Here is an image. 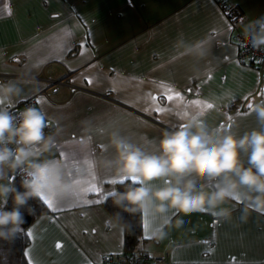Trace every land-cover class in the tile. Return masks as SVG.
I'll list each match as a JSON object with an SVG mask.
<instances>
[{
	"label": "crops",
	"instance_id": "crops-1",
	"mask_svg": "<svg viewBox=\"0 0 264 264\" xmlns=\"http://www.w3.org/2000/svg\"><path fill=\"white\" fill-rule=\"evenodd\" d=\"M220 2L241 5L246 14L242 32L264 15V0H0V85L14 83L22 90L10 99L0 97V109L40 95L37 107L52 128L45 134L56 140L41 158L82 167L83 175L73 174L69 181L95 176L105 192L119 184L107 181L123 178L102 163L115 159L113 132L156 154L166 129L193 118L238 136L259 129L255 105L264 102V70L239 60L235 32ZM181 37L189 44L204 41L207 55L179 56L175 45ZM161 82L187 100L215 107L166 105L172 110L165 114L144 112L150 104L145 94H158ZM204 179L211 190L213 182ZM87 186L81 184L77 192ZM160 186L159 181L145 185ZM103 203L87 205L70 196L62 199L59 211L48 208L28 228L34 231L26 249H31L32 264H103L106 256L121 258L124 229ZM245 205L243 194L222 205L231 210L227 220L211 211L185 215L169 209L163 217L169 223L163 225L160 216L143 214L142 250L166 258L164 264H264V213L250 209L242 222ZM157 227L165 233L162 239L152 235Z\"/></svg>",
	"mask_w": 264,
	"mask_h": 264
},
{
	"label": "clouds",
	"instance_id": "clouds-1",
	"mask_svg": "<svg viewBox=\"0 0 264 264\" xmlns=\"http://www.w3.org/2000/svg\"><path fill=\"white\" fill-rule=\"evenodd\" d=\"M243 31L254 49L264 51V15L250 20ZM204 45L200 40L186 43L181 37L175 47L179 56L203 58L207 55ZM21 91L14 83L0 85V97L10 99ZM255 111L261 127L241 136L222 126L212 128L198 118L174 130L166 129L156 154L146 153L118 132L111 133L110 144L116 156L103 161V166L132 181L123 191H113L114 205L131 213L160 216L163 225L169 223L163 218L169 209L185 215L211 211L227 220L231 210L221 206L243 194L246 205L242 222L250 209L264 213V102L256 104ZM46 127V114L38 107L28 106L16 114L0 109V241L17 238L25 224L21 208L30 200L43 202V197L53 194L63 199L78 191L68 177L83 175L82 167L41 158L43 153H51L56 144L53 135L45 134ZM16 175L21 177L23 191L13 183ZM204 178L213 182L211 190ZM158 181L162 186L145 187ZM10 196L13 207L7 210ZM28 209L29 214L34 213L31 207ZM152 235L162 239L165 233L157 227Z\"/></svg>",
	"mask_w": 264,
	"mask_h": 264
},
{
	"label": "trees",
	"instance_id": "trees-1",
	"mask_svg": "<svg viewBox=\"0 0 264 264\" xmlns=\"http://www.w3.org/2000/svg\"><path fill=\"white\" fill-rule=\"evenodd\" d=\"M21 179L13 177V183L18 190L23 191L20 184ZM132 183L127 180L124 183L117 184L116 190L123 191L126 184ZM105 210L111 217L124 229V254L132 255L135 252L142 250L143 238V214L141 212H127L123 208L114 205L112 196L104 203ZM13 201L9 197L6 209L11 210ZM31 207L34 210L33 214H29L28 209ZM24 215L25 224L22 226V231L18 233L14 241H0V264H28L25 255L27 247L30 245V238L27 236L28 228L41 215L48 212V207L39 199L30 200L28 205L21 208ZM118 214V215H117Z\"/></svg>",
	"mask_w": 264,
	"mask_h": 264
},
{
	"label": "snow or ice",
	"instance_id": "snow-or-ice-1",
	"mask_svg": "<svg viewBox=\"0 0 264 264\" xmlns=\"http://www.w3.org/2000/svg\"><path fill=\"white\" fill-rule=\"evenodd\" d=\"M9 15L11 14L10 8L8 9ZM229 27H231L229 25ZM81 48H84V44H81ZM81 55H83V51L81 52ZM176 57H173L175 59ZM211 79V77H208ZM87 83L91 85L93 83L92 78L86 77ZM158 87L162 89L158 94H153L152 92H148L145 94V97L148 101H150V104L147 108H144L143 111L146 113H157V114H165L170 112L172 109L169 106L166 105H195L199 106L202 109H208L211 110L215 107V105L211 102L205 103L201 101L200 99H194V100H187L183 93L180 91L176 90L173 86L165 84L164 82H161ZM115 90V89H113ZM189 92L192 91L191 88L188 89ZM199 95V93H197ZM247 99V97H245ZM165 102V103H162ZM40 103H44L45 101L41 100L38 101ZM3 103V100H0V104ZM203 111L200 112V115H203ZM184 116H187V112L183 114ZM228 120H232L231 116L227 117ZM90 140V138H89ZM80 143H84V141H80ZM67 158V157H66ZM87 163V161H85ZM126 181V178H121L119 180L117 179H111L107 181L108 183L111 184H116V183H124ZM73 183L77 186H80L81 184L86 183L88 186L81 188L79 192H76L73 196L83 199V202L87 205H91L93 203L95 204H100L103 203L109 196H113L114 192H105L104 188L96 182V177L93 176L92 179L88 181H80V180H74ZM88 193H93L96 196V199H88L87 194ZM62 199H57L55 198L54 194L43 197V202L44 204L53 212H57L60 210L62 204H61ZM145 229H148V221L147 219L145 220ZM27 236L33 237L34 236V231L29 230L27 232ZM57 248H60L61 245L57 243L56 245ZM26 257H28V264H32V258H31V249L27 250L25 253ZM235 258H233L234 260Z\"/></svg>",
	"mask_w": 264,
	"mask_h": 264
},
{
	"label": "built area",
	"instance_id": "built-area-1",
	"mask_svg": "<svg viewBox=\"0 0 264 264\" xmlns=\"http://www.w3.org/2000/svg\"><path fill=\"white\" fill-rule=\"evenodd\" d=\"M220 8L225 13L232 31L235 32L234 40L239 52V60L255 65L264 70V51L256 50L241 31V26L246 20V14L241 5L220 2ZM264 82V73H263ZM53 85H63V82H52ZM46 93V91L44 92ZM40 95L22 101L20 104L11 106L8 111L16 114L22 111L25 107H37V99ZM51 126L45 128V131H51ZM21 179L19 175H16ZM166 258H152L143 250L133 253L132 255L124 254L121 258L115 259L111 256H106L103 264H164Z\"/></svg>",
	"mask_w": 264,
	"mask_h": 264
}]
</instances>
